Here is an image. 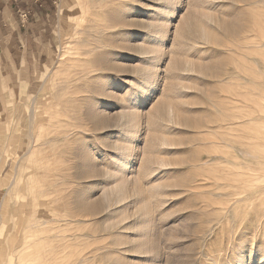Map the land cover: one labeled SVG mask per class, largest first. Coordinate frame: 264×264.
<instances>
[{"label":"rangeland","instance_id":"374dc122","mask_svg":"<svg viewBox=\"0 0 264 264\" xmlns=\"http://www.w3.org/2000/svg\"><path fill=\"white\" fill-rule=\"evenodd\" d=\"M263 175L264 0H0V264H264Z\"/></svg>","mask_w":264,"mask_h":264},{"label":"bare ground","instance_id":"6f19581e","mask_svg":"<svg viewBox=\"0 0 264 264\" xmlns=\"http://www.w3.org/2000/svg\"><path fill=\"white\" fill-rule=\"evenodd\" d=\"M94 2V1H93ZM84 7V9H85V6H83ZM100 7V6H99ZM98 8V7H97ZM82 9V8H81ZM98 9H101V8H98ZM97 9V10H98ZM81 11V10H80ZM85 11V10H84ZM87 11V10H86ZM90 11V10H89ZM88 12V11H87ZM81 14V13H80ZM80 17V16H79ZM95 20V19H94ZM79 21H81V18H79ZM87 21V20H86ZM83 22V21H82ZM91 22V21H90ZM92 23V22H91ZM96 24V23H95ZM106 24V23H105ZM103 26H104V24H103ZM106 26H108V25H106ZM84 28V27H83ZM90 28V27H89ZM110 28H111V25H110ZM75 29V28H74ZM34 99V98H33ZM20 103V102H19ZM36 103H35V101L34 102H32V107H30V111H32V113H33V116L35 117L36 116V114H38V112L39 111H37V106L35 105ZM7 114V113H6ZM5 115V114H4ZM10 115V114H9ZM11 116V115H10ZM14 116V115H13ZM19 118H23V115L22 114H20L19 115ZM8 119V118H7ZM18 119V118H17ZM34 121V120H33ZM32 121V122H33ZM34 128V127H33ZM20 130H21V128H19ZM35 129V128H34ZM22 131V130H21ZM36 133V132H35ZM30 137L33 139V137L30 135ZM31 139V140H32ZM35 141V140H34ZM36 142V141H35ZM16 145V144H15ZM28 147H27V149H25L24 147H22L23 149H25L24 150V152L23 151H21L20 152V156H18V157H25L28 153H30L31 151H33L37 146H35L34 145V143H33V141H31L28 145H27ZM11 155V154H10ZM31 155V154H30ZM12 156V155H11ZM17 159L14 161V164H16L17 163ZM24 161V160H23ZM19 164H20V162H19ZM23 164V163H22ZM17 166V165H16ZM12 171V170H11ZM14 171H16L15 169H14ZM243 176L245 177L246 175H242V178H243ZM248 180H249V177L247 178ZM250 179L251 180H249V181H246L245 180V178H244V180H245V184H242L241 186H239L238 187V189L237 190H235V192H234V194L235 195H241V196H244V195H242V194H246V193H249V191L250 192H256L257 190H259V189H263L264 190V175L263 176H261V177H250ZM239 180H241V178L239 179ZM235 182V181H234ZM240 182V181H239ZM242 182L244 183V181L242 180ZM225 188V187H224ZM8 196H9V192H7V193H5L3 196H2V198H1V207L3 206V204H5L9 199H8ZM236 197V196H235ZM240 198V197H239ZM234 200V199H233ZM240 200V199H239ZM228 201V200H227ZM243 201V200H242ZM225 202V201H224ZM229 202H230V200H229ZM237 202H239V201H237ZM264 203V202H263ZM221 204V203H220ZM225 203H222V205H224ZM225 206V205H224ZM1 209V208H0ZM34 261H36V260H30V261H28L29 262V264L31 263V262H33V264H34Z\"/></svg>","mask_w":264,"mask_h":264},{"label":"snow or ice","instance_id":"6c2138e0","mask_svg":"<svg viewBox=\"0 0 264 264\" xmlns=\"http://www.w3.org/2000/svg\"><path fill=\"white\" fill-rule=\"evenodd\" d=\"M179 11H183V6H182V4H181V5H177V12H179ZM128 87H134V86H132V85H128Z\"/></svg>","mask_w":264,"mask_h":264},{"label":"crops","instance_id":"0c3cea01","mask_svg":"<svg viewBox=\"0 0 264 264\" xmlns=\"http://www.w3.org/2000/svg\"><path fill=\"white\" fill-rule=\"evenodd\" d=\"M40 5H41V3H40ZM42 6V5H41Z\"/></svg>","mask_w":264,"mask_h":264}]
</instances>
